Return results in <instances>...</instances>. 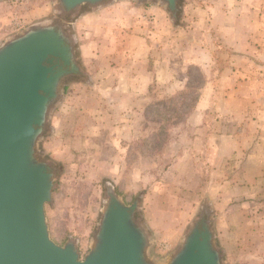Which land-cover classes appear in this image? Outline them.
Returning <instances> with one entry per match:
<instances>
[{
  "label": "crops",
  "instance_id": "obj_1",
  "mask_svg": "<svg viewBox=\"0 0 264 264\" xmlns=\"http://www.w3.org/2000/svg\"><path fill=\"white\" fill-rule=\"evenodd\" d=\"M200 2H188L183 8L184 16L194 9L198 13L197 19H186L191 34L202 37L213 28V32L219 33L218 38L214 36L216 43H222L228 40L224 35L220 40L223 27L227 26L231 35L232 28L244 26L245 29L239 30V43L263 42L264 0ZM71 30L77 43L84 45L79 48L90 53L85 68L80 65L83 75L75 84H86L94 89L102 105L107 99L108 106L120 108L114 123L119 127L125 124L126 135L132 140L114 136L119 127L109 124V119L102 116L103 112L85 110L78 100L64 99L72 82L65 86V95L52 112L45 136L48 152L57 163L77 170L84 152L90 155L95 148L99 160L105 162L108 157L104 151L113 148L114 152L117 149L118 156L115 164L121 169L130 143L143 135L140 123L144 121L145 107L151 101L170 96L184 87L186 77H183V70H173V59L167 60L166 56L173 53L172 25L168 24L165 11L160 7L115 2L94 11L78 13ZM201 40L206 41L199 38L198 43ZM190 42H196L194 36ZM229 51L236 52L235 46ZM261 51L256 54L259 58L263 56ZM245 54L253 55L250 52ZM186 55L184 52L182 59H186ZM195 58L197 64L201 63L200 57ZM118 60L124 64V69L106 70L105 66L102 67L103 62L116 63ZM231 65L215 77H209V70L203 69L208 81L201 89L194 110L186 118L185 125L192 127L191 135L183 138L196 148L200 166L210 170L206 186L218 190L211 191L214 195L211 199L223 204L220 209L212 208L217 243L221 246V241L229 237L232 242L229 241L228 250L232 243L236 249L240 247V254L252 238H259L264 245V99L239 98L234 93L237 84L230 81L240 70L231 68L234 63ZM94 79L96 84H92ZM220 92L224 93L220 96ZM234 106L243 109L234 110ZM246 107L254 109H244ZM151 132L152 128L143 136ZM187 153L195 154L193 149H188ZM222 170H225L223 177L217 174ZM252 243L255 242L250 245ZM248 256L254 258L245 253V257L238 258L239 262H245Z\"/></svg>",
  "mask_w": 264,
  "mask_h": 264
},
{
  "label": "water",
  "instance_id": "obj_2",
  "mask_svg": "<svg viewBox=\"0 0 264 264\" xmlns=\"http://www.w3.org/2000/svg\"><path fill=\"white\" fill-rule=\"evenodd\" d=\"M119 1L160 7L173 23L181 15V0H51L52 18L0 44V264H227L208 205L189 224L178 248L158 257L154 238L135 220L139 201L126 203L111 182L104 183L85 253L72 236L62 245L51 237L45 208L52 202L56 171L41 143L66 83L83 75L72 24L82 10Z\"/></svg>",
  "mask_w": 264,
  "mask_h": 264
},
{
  "label": "rangeland",
  "instance_id": "obj_3",
  "mask_svg": "<svg viewBox=\"0 0 264 264\" xmlns=\"http://www.w3.org/2000/svg\"><path fill=\"white\" fill-rule=\"evenodd\" d=\"M197 1L200 2L201 0H181V15L174 23L171 22L170 16L165 12L168 24L172 25L171 48L173 53H171L172 56L170 53L166 56L167 60L173 59L171 60L173 70H183L182 73L184 75L185 70H199L203 74V69H205L209 70L207 73L209 77H215L226 66H232L231 64L234 63L236 67L233 66L231 68L240 70L239 74L236 77H232L230 81L237 84L234 93L239 98L264 99V39L261 44L252 42L239 43L237 41L241 37L239 30L241 28L245 29L244 26L232 28L230 30H233L231 35L228 32L229 28H226L227 26L223 27L224 33L220 34V40H223L222 35L226 38L228 37V40L222 43H216L214 36L218 38L219 33L213 32V28H210L211 31H208L202 37H199L196 33L191 34L187 29L186 19H197L198 13L194 9L187 16H184L183 8L188 2L198 4ZM129 3L134 4L132 2ZM84 11L82 10L80 13H84ZM52 15L53 6L51 0L0 1V44L5 38L20 32L31 24L46 18H52ZM191 36H194L195 43L190 42ZM230 36L231 39L235 40L232 41ZM199 38L206 39L204 41L206 43L202 40L201 43H198ZM197 44L200 46L197 47ZM81 46L84 45H81V43L76 44L79 63L84 69L85 64H88L87 60L90 53L80 49L79 47ZM234 46L236 52L232 53L229 49H234ZM259 50H262L263 56L261 58L256 56ZM184 52H187L186 59H182ZM243 52H250L253 55L250 56V54ZM196 56L202 59L201 63L197 64ZM242 56L246 58H241ZM104 63L102 67L105 66L106 70L110 68H125L124 64L119 62V60L116 63L112 61H108V64ZM168 64L170 63L167 62ZM97 65L101 67L99 64ZM207 75L205 78L203 74L205 82L208 81ZM78 81H80V78L66 83L67 85L74 82L68 85L70 86L69 88L67 86L68 91L64 99L78 100L82 109H93L97 112H103L102 116L109 119V124L116 127L118 124L114 123V121L117 118L116 114L121 109L108 106L107 99H105V105H102L98 95H96V91L86 87V84H75ZM92 84H96L95 79ZM158 93L160 92L158 91ZM223 93L220 92V96ZM240 108L243 109L242 107L234 106V110H240ZM244 109L250 108L246 107ZM252 109L254 108L250 110ZM185 123L186 120L172 129L171 139L161 158L149 161L142 158L138 151H136L137 153L132 152L133 156H127L126 154L124 157L121 169L115 164L118 156L117 149L115 153L113 148H109L108 151L106 150L107 152L104 151L103 154H107L106 157H108L105 162L99 160V155L95 153L94 148L93 153L90 155H86L85 152L81 155L80 167L77 170L68 169L66 165L57 163L52 159L51 153L48 152L47 148L48 141L44 139L41 143L42 153L46 158L53 160L60 166L59 173L56 176L52 202L45 208L52 239L62 245L68 236H72L79 240L80 251L82 254L85 253L88 240L96 228L99 209L104 199V183L111 182L116 192L124 198L126 203L132 204L136 200L139 201L141 209L134 217L138 223H144L150 235L154 238V254L158 257H164L177 249L180 238L187 231L189 224L198 216L200 209L204 205H208L211 209L213 207L220 209L223 205L222 202H214L211 199L214 196L211 191L216 188H208L206 186L210 170L204 165L200 166L198 161L200 156L196 155V148L191 145V142H185L186 139L184 140L183 137L184 135L190 136V129L192 128L190 126L187 127ZM140 124L142 134H147L151 126L144 121H141ZM124 125L123 123L120 127L118 125L119 130L114 132V136L130 138L126 135ZM134 143L135 141L130 143L128 150L130 148L133 149ZM188 149H193L195 154H186ZM201 157L203 158L202 155ZM106 167H108V171H106ZM223 172L225 170L218 171L217 174L223 177ZM227 174L229 172H226ZM230 175L232 176L233 173L231 172ZM226 238L221 241L222 245L218 246L221 247V251L223 250L227 264H264V261H262L264 259V245L260 243L259 238H252V241L243 248V252H240V254H238V248L240 247L236 249L232 243L230 250H228L227 246L231 240L229 237ZM253 241L255 243L250 245ZM232 247H234L233 250H231ZM245 253L246 256L252 254L254 258L248 256L245 262H239L238 258L242 255L245 257Z\"/></svg>",
  "mask_w": 264,
  "mask_h": 264
},
{
  "label": "trees",
  "instance_id": "obj_4",
  "mask_svg": "<svg viewBox=\"0 0 264 264\" xmlns=\"http://www.w3.org/2000/svg\"><path fill=\"white\" fill-rule=\"evenodd\" d=\"M183 77H186V80L181 90L162 99L151 101L145 107L142 113L143 120L151 126L152 132L136 140L133 149L130 148L127 151V156L138 151L145 160L154 161L161 158L171 139L172 129L184 123L194 110L205 83L204 76L199 70H185ZM46 159L56 171L57 176L60 170L59 164Z\"/></svg>",
  "mask_w": 264,
  "mask_h": 264
}]
</instances>
